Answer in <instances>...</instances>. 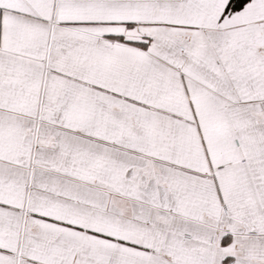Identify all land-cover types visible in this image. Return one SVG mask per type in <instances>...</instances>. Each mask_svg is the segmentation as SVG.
Returning <instances> with one entry per match:
<instances>
[{
	"label": "snow or ice",
	"instance_id": "snow-or-ice-1",
	"mask_svg": "<svg viewBox=\"0 0 264 264\" xmlns=\"http://www.w3.org/2000/svg\"><path fill=\"white\" fill-rule=\"evenodd\" d=\"M0 264H264V0H0Z\"/></svg>",
	"mask_w": 264,
	"mask_h": 264
}]
</instances>
